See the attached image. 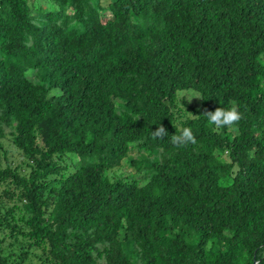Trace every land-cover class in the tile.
Returning a JSON list of instances; mask_svg holds the SVG:
<instances>
[{
    "label": "trees",
    "instance_id": "trees-1",
    "mask_svg": "<svg viewBox=\"0 0 264 264\" xmlns=\"http://www.w3.org/2000/svg\"><path fill=\"white\" fill-rule=\"evenodd\" d=\"M102 258L264 264V0H0V264Z\"/></svg>",
    "mask_w": 264,
    "mask_h": 264
},
{
    "label": "clouds",
    "instance_id": "clouds-1",
    "mask_svg": "<svg viewBox=\"0 0 264 264\" xmlns=\"http://www.w3.org/2000/svg\"><path fill=\"white\" fill-rule=\"evenodd\" d=\"M189 102H191V100ZM203 117L207 119L210 125L217 129L234 127L242 119V116L236 107L229 109L217 107L214 111L206 110ZM166 136H168V132L162 125H159L155 131H152L153 139L162 140ZM170 143L177 147H183L187 144H195L196 138L190 127H184L179 134L171 135ZM97 264H105L104 259L102 258L101 260H98Z\"/></svg>",
    "mask_w": 264,
    "mask_h": 264
},
{
    "label": "rangeland",
    "instance_id": "rangeland-1",
    "mask_svg": "<svg viewBox=\"0 0 264 264\" xmlns=\"http://www.w3.org/2000/svg\"><path fill=\"white\" fill-rule=\"evenodd\" d=\"M184 95H185V94H184ZM184 95H180V96H184ZM186 98H187V102H189L190 100H193V99H192V96H191L190 94L186 95ZM4 145H5L6 148H9V150H10V145H9L8 143H5ZM20 162H21V158H20ZM131 171H133V169H130V168H128L127 166H124V167L121 169V171L116 172V177H117V176H120L121 173H123V174H129V173H132ZM30 264H35V262L33 261V262H31Z\"/></svg>",
    "mask_w": 264,
    "mask_h": 264
},
{
    "label": "water",
    "instance_id": "water-1",
    "mask_svg": "<svg viewBox=\"0 0 264 264\" xmlns=\"http://www.w3.org/2000/svg\"><path fill=\"white\" fill-rule=\"evenodd\" d=\"M254 264H256V263H254Z\"/></svg>",
    "mask_w": 264,
    "mask_h": 264
}]
</instances>
